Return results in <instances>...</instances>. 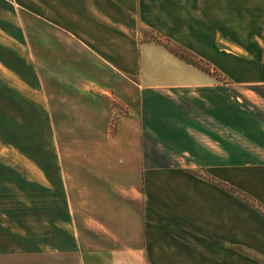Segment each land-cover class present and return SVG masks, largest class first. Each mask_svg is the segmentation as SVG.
Returning <instances> with one entry per match:
<instances>
[{"label":"crops","instance_id":"obj_1","mask_svg":"<svg viewBox=\"0 0 264 264\" xmlns=\"http://www.w3.org/2000/svg\"><path fill=\"white\" fill-rule=\"evenodd\" d=\"M33 2L76 111L45 195L0 196V264H264V0Z\"/></svg>","mask_w":264,"mask_h":264},{"label":"rangeland","instance_id":"obj_2","mask_svg":"<svg viewBox=\"0 0 264 264\" xmlns=\"http://www.w3.org/2000/svg\"><path fill=\"white\" fill-rule=\"evenodd\" d=\"M39 16L43 6L30 0H0V196L6 198L45 195L44 150L55 149L53 127L60 134L76 111L52 77L58 55H45Z\"/></svg>","mask_w":264,"mask_h":264},{"label":"trees","instance_id":"obj_3","mask_svg":"<svg viewBox=\"0 0 264 264\" xmlns=\"http://www.w3.org/2000/svg\"><path fill=\"white\" fill-rule=\"evenodd\" d=\"M142 41H149L159 45H162L166 48L170 53L177 56L179 59L183 60L184 62L191 64L198 69L202 70L205 73L210 75H215L217 71L206 61L199 58L194 53L190 52L186 48L182 47L181 45L173 42L172 40L161 36L160 34L154 32L153 30L144 29L142 31ZM199 62H204L205 67L203 68ZM217 77H220L219 73H217ZM229 190L231 192H237L238 190L230 187ZM238 193V192H237ZM247 198V197H246Z\"/></svg>","mask_w":264,"mask_h":264}]
</instances>
